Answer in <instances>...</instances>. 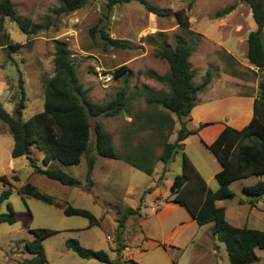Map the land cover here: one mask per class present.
<instances>
[{"label":"rangeland","instance_id":"374dc122","mask_svg":"<svg viewBox=\"0 0 264 264\" xmlns=\"http://www.w3.org/2000/svg\"><path fill=\"white\" fill-rule=\"evenodd\" d=\"M106 1L89 0L84 7L70 14L58 16L52 10L59 7L61 0H12L16 10L31 18L40 28L36 34L30 36L32 39L30 46L12 52L11 56L7 47H0V79L7 83L9 89L7 92L3 86L4 82L0 81V104L6 112L10 115L14 114L15 106L20 98V75L24 80L26 91V106L23 109L22 118L27 120L43 111L45 80L54 74L53 42L55 39L66 43L75 64L77 76L93 101L107 104L116 97L117 91L122 86L127 85L128 103L125 112L122 111L114 116L90 117L89 154L96 155L94 125L97 121L112 134L120 155L124 156L129 149L137 148L145 143L152 144L155 156L161 153L162 145L158 140L156 141L155 131L146 127L141 129L137 127L148 113L156 109L148 105L146 97L169 92L168 86L154 79L151 72L159 75L168 73L169 65L165 60L156 57V51L163 44L174 47L176 37H182L187 43L196 45V50L190 59L192 69L195 71L194 80L197 83L201 81L208 69L213 71L214 77L224 74L234 75L254 85L264 80V71L250 68L237 60H228L224 55L226 51L219 44V40L224 38L225 45L234 54H240L236 41L237 37H244L247 34L248 28L244 21L249 16V6L241 0H148L162 9L171 10L169 16H157L149 12L138 0L116 4L110 10L106 7ZM234 3L237 6L230 13L232 16L215 17L218 10ZM189 5H191L190 8H188ZM178 9H186L191 29L200 32V36L186 34L180 29L174 16V11ZM225 19L226 23L218 28L217 23ZM238 24L245 25L240 35L233 30ZM93 26L98 29L104 27L111 37L126 40L131 47L126 49L106 47L99 33L95 36L91 35L90 28ZM4 28V32L8 33L13 42H27V35L20 30L15 21L5 18ZM124 64L129 67L127 83L124 77L113 78L114 69ZM106 75H111L112 79L106 81ZM232 88L230 91L224 90V93L235 94L236 91ZM174 119L178 124V120L175 117ZM175 129L174 126L170 140L173 139ZM129 131H132L130 135ZM188 142V150L193 158H196L194 155L196 149L198 155L206 154L211 161H216L221 166L213 153L205 148L197 136L191 135ZM13 145L14 139L8 126L0 121V176L8 177L7 182L0 180V193L4 189L11 190L8 201L0 205V212H8L9 203L18 213L31 211L33 215L31 228H48L58 231L43 241L47 257L45 264H109L93 258H82L69 249L66 242L77 239L82 246L92 250H104L112 260H116L118 228L121 221H124L122 232L124 243L132 249V253L136 251L139 264H212L213 255L206 252L207 256L203 259L202 253L198 250L194 252L189 249L183 255L171 252L169 255L165 250H147L142 254L139 249H133L141 245V239L145 236L144 221L148 218L157 224L155 214L150 212L154 195L151 194L152 190L147 189L153 186L154 182L165 189L167 183H172L174 177L182 173L181 164L173 161L168 166L165 164L164 167L162 161L158 162L157 170H160V167H163L162 171L165 169V176L160 182L157 175L147 174L123 159L96 155L90 177L91 183L86 176L88 162L86 154L77 165H64L57 160L45 165L44 153L35 147L32 148V157L37 165L42 168H61L75 178L76 184L69 186L35 173L26 156L12 157ZM15 175L19 177V180L14 179ZM259 180L264 181V176L249 177L243 181L234 182L230 186L234 197L221 201L227 210L226 219L229 223L237 227L264 230V194L256 198L248 196L243 190L245 186L254 185ZM27 184H31L39 193L49 197L50 202L24 192V186ZM144 191L141 216L131 218L132 223L125 221V215L131 209L130 207L134 206V199L140 197ZM255 198L257 199L255 209L263 215V218L254 216L251 211L252 205L249 201ZM68 205L89 210L97 223L90 227L88 217L66 214L64 208ZM184 209L181 211H185ZM172 215L178 221L182 219L180 211ZM25 224V215H21L19 221L14 224H0V264H23V259L32 257L25 245L34 238V234L25 228ZM213 225H210V230L205 228L206 231L212 232ZM171 228V224H168L166 232ZM108 237L116 240H108ZM216 242L217 245H222L224 250L214 256L216 261L219 264L228 263L229 257L225 243L220 240ZM256 252L258 259L251 264H264V249L257 248Z\"/></svg>","mask_w":264,"mask_h":264},{"label":"trees","instance_id":"16d2710c","mask_svg":"<svg viewBox=\"0 0 264 264\" xmlns=\"http://www.w3.org/2000/svg\"><path fill=\"white\" fill-rule=\"evenodd\" d=\"M88 1L61 0L59 7L54 8L52 12L58 16L70 14L84 7ZM138 1L146 10L157 16H169L171 14V10L162 9L148 0ZM241 1L250 7L256 24V29L248 34L247 60L251 66L263 72L264 0ZM127 2L130 0H107L106 7L110 10L116 4ZM236 6L237 4L234 3L218 10L215 17L222 18L229 15L236 9ZM190 7L191 5L188 8ZM174 16L184 33L201 35L191 29L186 9L174 11ZM5 18L17 23L20 30L28 37L26 43L13 42L8 33L4 32ZM38 28L40 27L31 18L16 10L12 0H0V47H7L10 56L12 52L30 46L32 44L30 36L36 34ZM90 33L92 36L99 33L106 47L116 49L131 47L128 41L111 37L104 27L98 29L93 26L90 28ZM53 43L54 74L45 80L43 111L34 114L27 120L22 118V112L26 106V91L21 75L19 79L20 98L15 106L14 114L10 115L0 104V121L8 126L14 139L12 157L26 156L35 173L64 185L76 184L75 178L61 168H42L37 165L32 157V148L34 147L44 153L43 162L45 165H49L53 160L64 165H77L81 162L82 156L86 154L88 161L86 176L90 182L96 155L123 159L131 166L147 174H152L157 161H162L164 164L173 162L177 153L182 149L183 142L190 135L198 134L204 126L209 124L202 123L198 128L190 130L187 128L186 118L189 117L195 106L198 94L205 91L212 82L213 71L208 69L201 81L196 83L194 81L195 71L190 62L196 45L187 43L182 37H176L174 47L163 44L156 51V57L165 60L169 65L168 73L159 75L151 72L154 79L168 86L169 92L146 97L148 105L156 109L148 113L144 121L137 127L138 129L146 127L155 131L156 141L158 140L162 145L161 153L155 156L152 144L145 143L137 148L129 149L122 156L116 149L112 134L104 128L101 122L97 121L94 125L96 155L89 154L91 146L90 117L114 116L122 111L125 112L128 103L127 85L122 86L117 91L116 97L107 104L93 101L77 76L76 67L66 43L57 39ZM224 55L230 61L235 60L227 52ZM128 73L129 67L124 64L114 69L113 78L124 77L127 83L129 81ZM174 117L181 127L175 138L170 140V135L176 125ZM131 132L129 131L128 134L130 135ZM206 146L222 165V170L216 174L219 188L216 191L209 189L193 162L183 153L182 173L174 177L171 185L173 201L185 207L200 226L209 222L214 223L212 234L225 243L231 264H251L258 259L256 249H264V230L237 227L230 224L226 219L225 208L217 206L216 201L234 197L230 188L232 183L253 176H264V80L258 82L252 120L242 129L226 126L217 139L210 145L206 144ZM164 173L165 169L162 175ZM14 179L19 180V177L15 175ZM0 180L7 182L8 177L1 175ZM243 190L248 196L261 197L264 194V181L260 180L254 185L245 186ZM24 192L50 202L49 197L39 193L31 184L24 186ZM10 195L11 190L4 189L0 193V205L8 201ZM256 198L249 201L252 206L256 205ZM8 208V212H0V224H14L19 221L21 215H25V228L34 234V238L25 245L32 257L23 259L22 263H47L43 241L58 231L48 228H31L33 215L30 210L18 213L9 203ZM139 209L140 206L137 209H130L124 220L128 214L136 213ZM64 212L68 215L77 214L88 217L90 227L97 223L94 215L87 209L68 205L64 208ZM123 227L124 221H121L117 236L118 249L122 246ZM66 244L69 249L82 258H93L109 264H136L132 259L120 260L118 258L112 260L106 251L86 248L77 239H70Z\"/></svg>","mask_w":264,"mask_h":264},{"label":"crops","instance_id":"0c3cea01","mask_svg":"<svg viewBox=\"0 0 264 264\" xmlns=\"http://www.w3.org/2000/svg\"><path fill=\"white\" fill-rule=\"evenodd\" d=\"M229 16L232 15H227V18H229ZM244 22L248 30L247 34L244 37H237L236 45L239 49V55L234 54L232 50L225 45L224 38L223 40H219V44L227 53L231 54L235 60L254 69L256 67L251 66L249 63H247L248 34L256 29V24L253 20L250 7L249 16ZM224 23H226V19L217 23L218 28L222 27V24ZM245 25L238 24L233 29L234 32H237L240 35V33L244 30ZM0 81L2 83L4 82V89L9 92L7 83L2 79H0ZM231 87H233L232 89L236 91L235 94H229L228 92L224 93V90L228 89L230 91ZM257 90L258 84L254 85V83L252 82L240 80L238 76L224 74L223 76L214 77L208 88L198 94L195 106L193 107L189 117L186 118L187 128L192 130L198 128L202 123H209L208 125L204 126L198 134L192 135L197 136L200 142H202V144L207 149L206 144H212L226 126H232L237 129H242L252 120L254 116V104ZM246 92H249L251 94ZM180 127V124L176 123V129L173 135V139L175 138L176 133L178 132ZM188 138L183 142V147L179 151V153H177L174 162L177 164H181L182 155L183 153H185L193 162L199 173L205 179L208 188L212 191H216L219 188V183L216 180V174L222 170V165H218L216 161H211L210 157L206 156V154L198 155V150L196 149L194 150V152L196 153L194 154L196 158H193L188 150ZM158 162L161 161H157L155 163L152 175H157L158 181L161 182L165 176V173L162 175L163 167H160L161 169L157 170ZM217 162L219 161L217 160ZM168 164L166 166H168ZM204 170L206 172H204ZM172 183L170 182L169 184L167 183L165 185L166 188L169 189L168 191L166 188V190L164 188H160L157 182H154L153 186L147 189L149 191L152 190L151 194L154 195V198L151 202L150 212L152 214H155L157 224H154L153 221L148 218L146 219V221H144V223H146V226L143 228V233L145 236L141 239V245H139L138 248L133 249H139L140 253L142 254L147 250H165V252L169 253V255H171V252H176L180 255H183L186 251H189V249L194 252L198 250L202 253L201 256H203V259H205V257L207 256L206 252H208L209 255H213L212 264H219L216 261V257L214 256L220 252H224V250L222 249V245H217L216 241L219 239L215 235H213L211 231L208 232V230H210L211 228L210 225L212 226V224L214 223L209 222L200 226L185 207L179 205L178 203H175L173 201L174 196L171 192ZM144 196L145 191L143 194H141L140 197H136V199H134V206H131L130 208L137 209V207L140 206V209L136 213L128 215L125 221H129V223H132V221H130L131 218H134L137 215L141 216V206L144 200ZM221 201L222 200H217L216 205L224 207L221 204ZM255 208L257 207H251L253 215L263 218V215L259 211H256ZM182 209H184L185 211H181ZM179 211L182 212V219L178 221L173 218L172 214ZM226 212L227 210L225 208V214ZM117 214L118 216H120V212H118ZM168 224H171L172 228L166 232V227ZM205 228H208V230L206 231ZM123 237L124 236L122 234V246L120 247V249H118L119 242L117 241V255L115 259H132L136 262V264H139V258H137L135 254L136 251L135 253H132V249H130L127 244L124 243ZM111 239H113L111 241L116 240L114 238ZM225 264H231L230 259L228 260V263Z\"/></svg>","mask_w":264,"mask_h":264},{"label":"built area","instance_id":"2783aa9c","mask_svg":"<svg viewBox=\"0 0 264 264\" xmlns=\"http://www.w3.org/2000/svg\"><path fill=\"white\" fill-rule=\"evenodd\" d=\"M111 79H112V76H111V75H106V76H105V80H106V81H110ZM108 239H109V240H113V239H111V237H109Z\"/></svg>","mask_w":264,"mask_h":264}]
</instances>
